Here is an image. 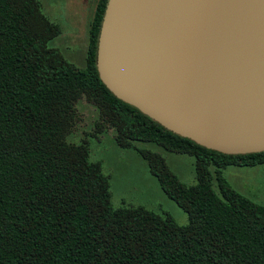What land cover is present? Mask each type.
<instances>
[{
    "label": "trees",
    "instance_id": "16d2710c",
    "mask_svg": "<svg viewBox=\"0 0 264 264\" xmlns=\"http://www.w3.org/2000/svg\"><path fill=\"white\" fill-rule=\"evenodd\" d=\"M107 0L88 29L86 65L49 42L59 27L39 0H0V264H264V205L233 189L228 167L264 166V152L226 155L167 131L100 81L96 44ZM92 104L116 143L144 158L164 194L188 217L112 205L109 179L83 144L72 113ZM191 157L187 186L148 148Z\"/></svg>",
    "mask_w": 264,
    "mask_h": 264
},
{
    "label": "water",
    "instance_id": "95a60500",
    "mask_svg": "<svg viewBox=\"0 0 264 264\" xmlns=\"http://www.w3.org/2000/svg\"><path fill=\"white\" fill-rule=\"evenodd\" d=\"M95 66L167 131L226 155L264 152V0H107Z\"/></svg>",
    "mask_w": 264,
    "mask_h": 264
},
{
    "label": "rangeland",
    "instance_id": "374dc122",
    "mask_svg": "<svg viewBox=\"0 0 264 264\" xmlns=\"http://www.w3.org/2000/svg\"><path fill=\"white\" fill-rule=\"evenodd\" d=\"M42 13L60 29V35L49 42L60 55L76 68L86 65L88 29L98 0H39ZM70 133L65 137L71 144L86 145L91 162L99 163L109 179L112 205L143 207L158 214L170 215L178 225L188 224L187 214L161 190L157 178L150 172L147 161L135 150L124 149L116 143L115 133L101 124L94 106L79 101L72 113ZM161 154L165 162L187 186L196 184L195 161L154 146H147ZM223 176L237 192L257 204L264 205V166L228 167Z\"/></svg>",
    "mask_w": 264,
    "mask_h": 264
}]
</instances>
